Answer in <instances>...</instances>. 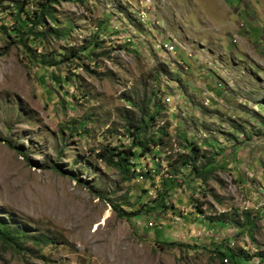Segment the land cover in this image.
Returning a JSON list of instances; mask_svg holds the SVG:
<instances>
[{"label":"rangeland","instance_id":"1","mask_svg":"<svg viewBox=\"0 0 264 264\" xmlns=\"http://www.w3.org/2000/svg\"><path fill=\"white\" fill-rule=\"evenodd\" d=\"M44 2L0 0V220L55 242L0 264H264V0H61L20 39ZM150 112L126 180L97 154Z\"/></svg>","mask_w":264,"mask_h":264},{"label":"trees","instance_id":"2","mask_svg":"<svg viewBox=\"0 0 264 264\" xmlns=\"http://www.w3.org/2000/svg\"><path fill=\"white\" fill-rule=\"evenodd\" d=\"M67 1V0H64ZM61 0H46L43 4H41V8L37 10L35 13H33V16H28L23 20L21 18V13L24 12L23 6L18 7V12L16 15V18L14 20V23L17 25V28L15 30V34L20 37V39L23 38V31H28L33 34L37 35L35 33V29L45 24V19L49 18L51 20H55L54 15L51 11V5L54 3H60ZM58 33V31H56ZM46 32L43 33L45 35ZM40 35V34H39ZM27 46V45H26ZM29 49V48H28ZM74 57H78L77 54H73ZM62 60H55L54 62H46L45 60H42L43 64H46L47 66H55L61 63ZM155 116V112H150L148 115H146L144 120L137 121L136 124L130 123L131 135L132 137V144L129 148H123L122 146H116L115 148H103L99 154V158H101L103 161H106L110 165H115L120 169L121 173L124 175V178L126 180H130L132 177L136 176V167L137 163H133L132 160L135 158H140L143 153L147 151H152V149L149 147V144L151 142H155L151 136L148 135L147 129L150 127V123ZM133 131V132H132ZM159 141H162L160 139ZM198 156L196 154V150L194 148H191V151L183 156L181 158L180 162V175L182 176H191V177H198V179H204L205 176L208 174H211L215 171V167L212 166L209 163H205L202 166L197 165ZM133 166V168H131ZM57 170V167H55ZM176 172H179L176 170ZM145 173H139L137 176L144 175ZM172 187V186H171ZM161 196V195H160ZM155 204H157V207H166L164 203V198L161 197V199L154 201ZM149 212H151V209L153 210L154 207L149 206ZM117 209V208H116ZM119 209V208H118ZM117 209V210H118ZM125 215L130 216V214L125 213ZM209 222H213L212 218H209ZM11 223L4 222L0 220V239L7 244H12L16 246L17 248H21L23 243L28 240L29 238H32L34 241H37L39 243H44L45 245L48 243H54L55 241L53 239H49L47 236L41 237V236H31L27 234V230L25 227H16L11 226ZM163 245V248L165 245H168L169 247L174 246L172 243H164L161 242ZM216 253L221 256L225 257L228 254H225L222 250L218 249ZM229 256V255H228ZM259 257H263L262 255H258ZM231 258V259H230ZM231 261H236V258L239 259V263L243 264L246 263L249 260L247 256L243 257L235 256L234 254H231L230 256ZM243 259V263L242 260Z\"/></svg>","mask_w":264,"mask_h":264},{"label":"bare ground","instance_id":"3","mask_svg":"<svg viewBox=\"0 0 264 264\" xmlns=\"http://www.w3.org/2000/svg\"><path fill=\"white\" fill-rule=\"evenodd\" d=\"M170 50H171V48H170Z\"/></svg>","mask_w":264,"mask_h":264}]
</instances>
